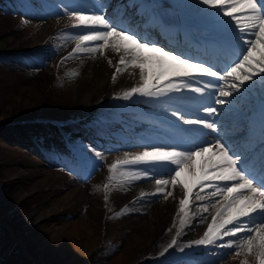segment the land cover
<instances>
[{
  "label": "rangeland",
  "instance_id": "374dc122",
  "mask_svg": "<svg viewBox=\"0 0 264 264\" xmlns=\"http://www.w3.org/2000/svg\"><path fill=\"white\" fill-rule=\"evenodd\" d=\"M160 2L159 5H173L168 0ZM57 4V0H0V124L36 122L45 127L42 133L44 139H36L38 145L28 143L29 147L24 148L15 144L11 152H7V148L2 147L4 152L0 149V181L11 183L8 194L0 201V264H160L169 257L185 256L194 248H186L183 253L177 250L166 256L161 255L162 245L166 241L159 236L163 229L159 223L162 220L164 223L167 219L166 213L155 223L154 218L143 211L145 204L160 198L153 195L157 185L149 183L155 180L142 178L132 181L121 175L122 171L136 170L134 168H118L109 172L112 163L126 158L133 159L128 156L132 149H143V145H149L143 143V135L159 136L161 133L160 138L165 135L150 120L131 128L128 124V110L118 112L113 120L106 118L99 121L89 117V104H92V100L90 103L81 101L86 84L78 79V75H72L69 71L76 65L71 67L64 62L65 58L69 60L76 57V54L70 55L73 53L72 48L76 46L70 43V47L62 49L61 53L54 49L62 35L77 30L64 24L66 18L63 14L51 10L57 9ZM114 9L111 7L107 11L104 6L99 13H111ZM135 15H128L126 25L136 19ZM121 18L116 15L111 21L116 23ZM152 19L156 20L154 16ZM131 27L139 35L148 32L139 23H133ZM217 46L218 43L215 44ZM224 46L226 44L220 49L226 48ZM106 48H111V45ZM254 55L258 60L259 52ZM115 69L113 64L107 63L98 71L96 81H100L101 90L104 87V90L108 89V79ZM133 73L139 77L138 72ZM140 82L119 81V88L127 91L131 87H138ZM231 83V80L225 81L223 86ZM108 91L111 98L120 92L115 86ZM261 92H264V81L258 80L249 83L242 93L230 98L241 100L240 105H251L248 112H238L239 116H250L253 108L264 105V96H259ZM252 95L258 96L256 102L249 101ZM170 100L178 106L189 105L187 100L175 95ZM226 107L233 108L234 103L229 100ZM154 109L149 108L151 114ZM241 122L246 123L244 119ZM225 129L222 138L231 135V130ZM98 135H102L103 140ZM122 140H131L132 143L121 147ZM180 141L187 140L181 138ZM74 144L91 146L94 151L102 153L94 161L95 171L87 178L77 166L76 156L71 149ZM118 146L119 153L113 152V147ZM257 166L258 171L259 163ZM170 171L169 169L167 173ZM135 182L146 184L138 190L145 193L143 199H139L140 193L132 195L127 187V184ZM105 183L109 184L108 189L104 188ZM73 189H76L77 194L74 192L71 198H67ZM106 195L109 197L107 201ZM27 198H31L25 210L29 221L23 228L12 229L4 219L3 205L6 204L9 210L18 202H25ZM194 204L195 202L193 206H196ZM46 210L50 211L45 215ZM214 211L215 209L212 210V215ZM40 214L44 215L38 218ZM189 215L192 216L190 213ZM75 221L84 222L92 228L94 245L88 246L90 250L86 252L82 248L84 232L77 227L73 228L78 226L73 224ZM204 221L201 220V223H205ZM177 223L179 225L180 222ZM166 224L169 226L168 221ZM6 226L28 245L33 263L23 254L21 245ZM196 230L198 228L194 229ZM219 251L216 248L202 249L196 251L194 256H206ZM257 251L258 249H254L252 253H248L243 249L238 254L242 259H237L238 255H230L219 259L215 264H257Z\"/></svg>",
  "mask_w": 264,
  "mask_h": 264
},
{
  "label": "snow or ice",
  "instance_id": "6c2138e0",
  "mask_svg": "<svg viewBox=\"0 0 264 264\" xmlns=\"http://www.w3.org/2000/svg\"><path fill=\"white\" fill-rule=\"evenodd\" d=\"M194 4L208 6L215 11V16H208L205 11L204 23L212 33L210 39L216 43L223 42L235 50V58L225 62L223 68L204 60H193L181 52L166 50L153 41L144 40L136 33L113 24L104 14H88L89 9L63 4V14L70 15L76 21L71 27L79 32L77 39L80 43L70 55L99 52L104 56L105 48L111 44L115 51L123 50L130 56V60H126L123 55L120 57L112 80L115 81L116 73L122 72L130 64L139 69L141 83L125 91L122 97L114 99L129 101L138 96L160 100L165 97L172 99L174 94H180L184 100H189L193 97L184 95L189 93L199 98L206 97L210 101L197 109L203 115H188L184 107L180 106L167 113L173 118V125L178 130L195 135L199 143H193L191 147H180L178 144L143 145L144 151L133 159L112 163L109 172L118 168H134V171H122L121 175L132 181L154 179L157 188L153 195L163 196L165 200L174 196L173 191H166L169 184L173 188L182 186L183 198L178 201L181 226H190L192 220L196 219L195 214L190 217L188 211L193 197L195 201L201 202V216L209 212L206 190L208 197H219L211 204L215 213L203 236L181 247L177 237L181 235L182 229L177 228L176 235L163 250L162 256L168 255L170 250L183 253L186 248L193 246L219 249V252H213L218 259L238 255L241 249L248 253L258 249L257 264H264V139L259 142V171L253 173L246 166L248 158L242 150L243 145L251 144L244 126L237 124L231 130V135L221 138V125L216 119H211L218 117L229 99L242 93L249 83L264 81V0H194ZM56 7L60 8L61 5L57 4ZM221 9H224L223 17H230L231 20L225 22L223 18H216ZM236 12L240 15H234ZM232 21H235V27L229 30L226 25L230 26ZM159 23L161 26H170L162 15ZM185 33L190 34V30L186 28ZM89 44L94 46H87ZM256 52H259L258 60L254 55ZM108 63L111 65L112 61L108 60ZM229 78L232 83L224 90L221 82ZM182 125H187L188 129L182 128ZM189 129L216 135L209 141L198 133H190ZM252 150L255 151V146ZM73 152L77 166L87 178L95 171L94 161L102 153L83 144H74ZM217 152L219 157L214 158ZM205 153L211 155L203 158L197 168L196 158L204 157ZM189 161L191 163H186ZM169 169L170 179L156 178L158 171L167 173ZM186 173L188 179H181ZM104 188L108 189L109 184L105 183ZM144 197L145 193L141 192L139 199ZM108 199L106 195L105 201ZM171 264L181 262L172 261Z\"/></svg>",
  "mask_w": 264,
  "mask_h": 264
},
{
  "label": "bare ground",
  "instance_id": "6f19581e",
  "mask_svg": "<svg viewBox=\"0 0 264 264\" xmlns=\"http://www.w3.org/2000/svg\"><path fill=\"white\" fill-rule=\"evenodd\" d=\"M128 1L129 0H57L58 4H60L61 7L57 9H51V10L56 11V13L63 14L62 5L68 4L69 7L89 9L88 14H92V13H99V10H101L102 7L104 6H106L107 11L111 7H114L115 9L112 10L113 12L103 13V14L106 15V17L110 21L116 15H119L122 18L120 19V21L117 20L116 23H113V24H116L121 28L127 29L130 32L137 34V32L134 31L135 29L133 30L131 26L126 25L125 23V20L128 18V15L135 13L136 19H134L132 23L142 24L144 25L143 29L149 30V33H146V32L144 33L147 35L137 34L140 38L144 40L153 41L157 43L158 45L164 47L166 50L171 49L174 52H181L184 55L191 57L193 60H204V61L211 63L212 62L211 58L214 56L215 52H217L219 57H227L229 51H235L231 47L229 46L227 47V44L226 46H224L226 48L220 49V47L223 46L224 44L223 42L218 43L217 47H215V45L212 44L210 41L208 42L206 46L204 45L203 42L206 43L207 38H210L212 35V33L206 28L205 23H204L205 11L207 10L208 16H215V11L208 8V6L195 5L194 0H168L170 3L171 2L173 3V5L167 4L168 6L159 5V3H161L160 0H131V2L129 1V3ZM223 11L224 9H221L219 17H216V18L217 19L223 18L225 22L231 20L230 17H223ZM63 15L66 18L65 23H64L66 26H71L72 24L76 23V21H74L70 17V15H65V14ZM161 15L164 17V19L168 22L170 26L160 25L159 17ZM234 15L239 16L240 14L239 12H236L234 13ZM152 16H154L156 20L152 19ZM130 18H133V16H131ZM240 18L242 20L246 19L244 17H240ZM226 26L230 30L231 27H235V21H232L230 26L228 25ZM186 28L190 30L191 35L185 33ZM78 35H79L78 30L74 32L71 31L70 33L62 35L57 45L54 47L55 51L57 53H61L62 49L66 47L67 48L70 47V43L72 45L74 44L77 47V45L80 43V41L77 39ZM163 38H168V43L170 45L168 43H164L163 41H161V40H165ZM251 38H254V36H252ZM171 40L178 42L179 45L181 44L183 48L179 46L177 47V45L175 44L173 45V42ZM199 40H201L200 43L196 42ZM87 46L92 47L94 45L89 44ZM75 48H72L71 51H73V49ZM206 52H210V54H207L208 55L207 58L205 56ZM104 53H105L104 56H101L99 52L91 53V54H76V57L74 59H69V60L64 59L65 65H68L71 67L73 65H76L75 68H73V70H69V71H71L72 75H78L79 77L78 79L82 80L84 85L86 84V90H84V93L82 94L81 101L83 103H90L92 100V104H89L91 105V109L88 112L89 117L94 118L99 121L100 119H106V118L113 120L116 117L118 112L123 111V110H128L130 113L127 115L129 117L128 124L129 126H131V128H134L135 126H137V124H140V123H143V124L148 123V120H150L152 121V123L157 124L159 126V130H161V132L166 136L165 138H160L161 133H159V136L143 135L142 141L144 144H149V145L178 144L180 147H191L192 145H188L185 142H181L176 139L177 136L186 134V133L178 130V128L173 125V118H171L167 114V113H170L171 111L170 109L178 107V105L173 104V101H171L169 98L165 97V98H161L160 100H152V99L149 100V99L137 96L129 101H124L123 99L111 98L110 94L108 93L109 92L108 89L115 86V88L119 89L120 91L116 97H122L125 89L121 87L119 88L120 86L119 81H122L125 83H129V82L133 83L134 81L140 80V78L137 77L133 73L134 71L139 73V69L133 68L129 64L127 67L123 68L122 72L116 73L117 79L115 81L112 80V75L113 73H115V71L112 72L110 74L111 75L110 78L108 79V84H107L108 89L104 90L105 88L104 87L101 90L100 81H96V79L98 76V71L101 68H103L105 65H107L108 60L112 61V64L115 68L119 66V60L122 55L125 57L126 60L131 59V57L125 54L123 50H121L120 52H117L112 47L105 48ZM145 54L151 55L149 53H145ZM219 64H222V63H219ZM214 65H217V64H214ZM74 70H76L75 73H74ZM229 80H231V78H229L226 81H229ZM224 82L225 81L221 82V87L223 89H226V87H230V85L223 86ZM91 86H94V87L90 89ZM95 86L97 88H95ZM122 91L123 93H121ZM174 95L183 99L180 96V94H174ZM184 95L193 97L192 99L188 100L190 105L180 106V107H184L186 114L191 115V116H195L197 114L203 115L202 111L197 112V109L200 108L201 104H207L210 101L206 97L205 98L195 97L194 94L185 93ZM259 96H264V92H261ZM250 98L251 100L249 101L251 103L256 102L258 100L257 95H252L250 96ZM233 99L236 102L232 99H229L234 103L233 108L224 106L221 108V112H220L222 113V115L218 114V117H212L211 119L218 120L217 121L218 123H221V122L224 123L221 125L220 136L223 134V131L226 130L225 128L232 130L233 128L236 127L237 124H242L244 126V131L249 134V139L251 141V144L246 145L245 147H242V150L244 152L247 149L249 150V152L245 154L248 158L247 163L251 161H256V163H258L259 147H260L259 142L261 139H264V105H261V107L259 108H253L252 114L250 116H239L238 112L241 111L242 114L244 112L245 113L248 112L249 107L251 105L249 107H246L244 105H240V103H242L241 100L238 101V99L236 98H233ZM236 104H237V107L235 106ZM151 107L155 108L152 114L149 111V108ZM217 107H220V106H217ZM223 109L227 110L228 112H223L224 111ZM226 115H229V116L226 117ZM241 119H244L246 123L243 122L244 123L243 124L241 122ZM181 127L188 129L187 125H182ZM189 132L193 134H197L198 130L189 129ZM198 134L206 138L209 141H212L214 136L216 135V134L207 135L206 132L198 133ZM190 138L194 140L195 135H193V137H190ZM257 138L259 140H257ZM199 142H200L199 140H196L194 143H199ZM131 143H132L131 140H122L120 145L121 147H124V146L127 147ZM253 146H255V151L252 150ZM144 150L145 148L135 149V150L132 149V151H130L128 156L134 158L136 155H138L140 152ZM112 151L119 153L120 151L119 146L113 147ZM209 155H211V153H205L204 157L196 158L197 168L199 167V164L201 163L202 159L206 158ZM218 157H219V153L217 152V156L214 158H218ZM186 163H191V162L189 161ZM170 172L167 174H163L158 171L156 178L170 179ZM252 172L255 173L256 171H252ZM100 173L103 174L102 172ZM181 179H188V174H185L184 176H182ZM138 183L139 182H135L134 184H129V185L127 184L128 189H130L129 190L130 193L134 196L137 195L138 193H141V191H138L140 187L146 185L145 183H144L145 185L138 184ZM149 183H155V181L153 182L151 180L149 181ZM166 191H173L174 196L169 197L167 200H165L163 196H160L158 200L150 201L143 206V211H145V214H147L148 216H152L154 218L153 220L155 223H158V221L162 219L161 216L164 214V212L166 213L167 219L164 220V223H163V220L161 221V223H159L160 226L163 227V229L160 231L159 236L160 238L163 237L162 239L166 241V244L162 245L161 252L171 242L172 237L176 235L177 228L182 229L181 235L177 238L180 246L185 245L193 240L201 238L203 236L204 231L207 229V225L211 223V217H212L211 213L213 210L211 209V204L215 203L216 200L219 199V197H216V198L208 197L207 191H206L205 197H206V202L209 203L210 211L207 213H203V215L201 216L202 210L199 207L201 202L195 201L193 197L188 211L192 215L195 214L196 219L192 220L191 226H181L180 223L179 225H177L178 224L177 222H180L179 221L180 214L178 213V207H179L178 201L179 199L183 198L182 186L178 185L175 188H173L171 184H169L166 187ZM194 191L196 190L194 189ZM74 192L77 194L76 189H73L70 191V194H69L70 197H67V198H71L72 197L71 195H73ZM80 196L81 195H79V197ZM194 202H195L194 205L196 206H193ZM49 211L50 210H46L44 214L45 215L48 214ZM44 214H40L38 218H40ZM203 219L205 220L204 221L205 223H201V220ZM167 221H168L169 226H167L166 224ZM73 224L78 225V226H73V228L77 227L78 229H81L84 232V238L82 242V246H83L82 248L84 249V252H86L87 250H90L88 249V246L91 247L92 245H94V240L92 236L93 235L92 228L89 225L85 224L84 222L79 223L75 221ZM199 226H202V227L200 228ZM6 227L10 231L12 237L15 238L18 241V243L21 245L23 254H25L28 257V259H30L33 263V255L29 251L28 245L23 240H19L17 237L18 235L14 233V231H11L8 226ZM195 228L196 229L198 228V230L194 231ZM56 239L57 238H55V240ZM225 239H229V238H225ZM70 246L68 247L70 248ZM192 248H194V250L192 252H188V254H186L185 256L179 255V256H176L175 258L169 257V259H167L165 262H160V264H171L172 261H180L181 264H184V263L185 264H215L219 260L217 256L213 255V252L206 256H204L203 254H201V256H194L196 251H200L202 249H210V248L196 247V246H193ZM242 250L243 249H241L240 251ZM171 252L172 251L170 250V253ZM193 258H197V259H193ZM236 258L242 259V256L238 255ZM115 259H118V257L115 256Z\"/></svg>",
  "mask_w": 264,
  "mask_h": 264
},
{
  "label": "trees",
  "instance_id": "16d2710c",
  "mask_svg": "<svg viewBox=\"0 0 264 264\" xmlns=\"http://www.w3.org/2000/svg\"><path fill=\"white\" fill-rule=\"evenodd\" d=\"M49 118V117H46ZM25 124V125H23ZM43 125L38 123H24V122H13V123H4L0 124V149L4 152L3 148H7V152L13 151L12 148L15 144L20 145L21 147H29L28 143L32 145H38L37 138L44 139L43 136ZM20 139V140H18ZM23 142V143H21ZM3 147V148H2ZM73 148V146L71 145ZM11 183L10 181H0V201L8 194L10 190ZM31 199V198H30ZM30 199L20 201L12 208L8 210V208L3 205V209L5 212L4 219L8 221L10 227L12 229L23 228L27 225L29 218L25 215V210L27 208V204L30 203ZM26 203V204H24Z\"/></svg>",
  "mask_w": 264,
  "mask_h": 264
}]
</instances>
